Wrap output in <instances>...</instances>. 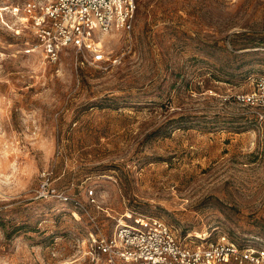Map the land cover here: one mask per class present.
Returning a JSON list of instances; mask_svg holds the SVG:
<instances>
[{
    "label": "rangeland",
    "instance_id": "374dc122",
    "mask_svg": "<svg viewBox=\"0 0 264 264\" xmlns=\"http://www.w3.org/2000/svg\"><path fill=\"white\" fill-rule=\"evenodd\" d=\"M0 0V264H111L127 213L187 240L264 245V0H138L108 59L26 52ZM52 187L80 203L40 196ZM93 190L91 194L90 191ZM117 264H127L118 260Z\"/></svg>",
    "mask_w": 264,
    "mask_h": 264
},
{
    "label": "built area",
    "instance_id": "2783aa9c",
    "mask_svg": "<svg viewBox=\"0 0 264 264\" xmlns=\"http://www.w3.org/2000/svg\"><path fill=\"white\" fill-rule=\"evenodd\" d=\"M138 0H12L7 9L31 32L26 52L41 51L56 62L65 48L89 55L92 63L108 59L102 38L114 29L133 27ZM243 102L261 109L264 116V77L256 90L241 94ZM40 196L57 197L79 205L69 192L52 187V171L43 172ZM93 193V190L90 191ZM111 236L98 229L91 233L94 254L111 264H264V245L239 244L223 236L207 243L187 240L164 221L144 214L127 213Z\"/></svg>",
    "mask_w": 264,
    "mask_h": 264
}]
</instances>
